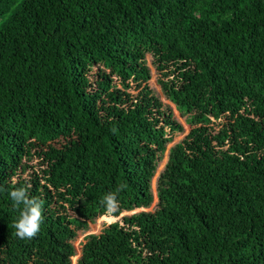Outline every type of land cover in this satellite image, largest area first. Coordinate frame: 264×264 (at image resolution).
<instances>
[{
  "label": "trees",
  "instance_id": "trees-1",
  "mask_svg": "<svg viewBox=\"0 0 264 264\" xmlns=\"http://www.w3.org/2000/svg\"><path fill=\"white\" fill-rule=\"evenodd\" d=\"M0 185V264H71L110 192L77 264H264V0H0Z\"/></svg>",
  "mask_w": 264,
  "mask_h": 264
},
{
  "label": "clouds",
  "instance_id": "clouds-1",
  "mask_svg": "<svg viewBox=\"0 0 264 264\" xmlns=\"http://www.w3.org/2000/svg\"><path fill=\"white\" fill-rule=\"evenodd\" d=\"M124 186H121L123 188ZM6 189L0 185V191ZM8 195L13 201L14 207L19 212L16 221L13 223V227L16 229V235L21 239L34 238L42 223V206L36 197H30L28 191L24 187H15L8 189ZM101 203L106 206V215L111 214L117 208V199L114 193L106 194ZM153 203V202H152ZM138 210V209H137Z\"/></svg>",
  "mask_w": 264,
  "mask_h": 264
},
{
  "label": "rangeland",
  "instance_id": "rangeland-1",
  "mask_svg": "<svg viewBox=\"0 0 264 264\" xmlns=\"http://www.w3.org/2000/svg\"><path fill=\"white\" fill-rule=\"evenodd\" d=\"M153 71V70H152ZM150 86L153 87V88H156L157 90H159L155 84V77L153 76V78H151L150 80ZM165 100V99H164ZM163 100V101H164ZM165 103L168 104V102L165 100L164 101ZM170 105V104H169ZM171 106V105H170ZM172 107V106H171ZM173 108V107H172ZM173 113L176 117V119H178V121L180 122V124L184 127V134L182 135H178L174 138V141H172L168 146H167V150L172 147L174 144L178 143L190 130V127L188 125H186L184 123V119L180 117V115L174 110L173 108ZM166 161H167V153H165L159 167H158V172L156 173L155 177L152 179V184H151V190H152V193H153V203L152 205L149 207V208H142V209H138V210H134L132 212H129L128 213V216L131 215V214H135V213H139V212H142V211H147V212H150V211H153L156 207V204L158 202V197L156 196V183L158 182V176H159V173L162 171V169L164 168L165 164H166ZM23 177H25V174L22 175ZM122 220V215L119 216V217H115L113 216V213L111 214V216L109 215H105V216H102L100 218H98L93 224H91L89 226V229L86 233H83V234H79L74 240H73V245H74V248H75V253L76 255L74 257L71 258V264H77V260L78 258L80 257V253H81V248L82 246L85 244V237L90 235V234H99L106 226L114 223V222H117V221H120Z\"/></svg>",
  "mask_w": 264,
  "mask_h": 264
}]
</instances>
